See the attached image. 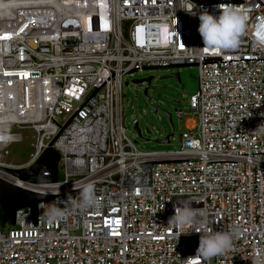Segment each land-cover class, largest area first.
Wrapping results in <instances>:
<instances>
[{"label":"built area","instance_id":"2783aa9c","mask_svg":"<svg viewBox=\"0 0 264 264\" xmlns=\"http://www.w3.org/2000/svg\"><path fill=\"white\" fill-rule=\"evenodd\" d=\"M222 3L244 17L238 47L204 53L199 14ZM172 66L198 67L176 112L179 148L139 150L123 126V76ZM13 129L33 137L22 163L7 159L24 139ZM50 143L56 181L11 171ZM0 178L53 196L2 221L0 264H184L215 232L232 249L203 264H264V0H0ZM185 200L203 211L175 231Z\"/></svg>","mask_w":264,"mask_h":264},{"label":"rangeland","instance_id":"374dc122","mask_svg":"<svg viewBox=\"0 0 264 264\" xmlns=\"http://www.w3.org/2000/svg\"><path fill=\"white\" fill-rule=\"evenodd\" d=\"M178 73L179 79L171 74ZM151 76L150 82L134 83V79ZM198 88V67L181 66L171 68H153L134 71L132 75L123 76L122 116L126 135L136 140V147L142 151H170L179 148L182 119L177 117L178 110H187L189 96ZM153 106H157L155 110ZM169 113L170 117L165 113ZM140 135L134 128V122ZM24 136L23 141L13 143L8 148L7 159L14 163L25 162L33 147L30 131L13 129ZM169 136V142L163 140ZM59 178L61 170L59 169ZM31 180H34L31 177ZM1 216V211H0Z\"/></svg>","mask_w":264,"mask_h":264},{"label":"clouds","instance_id":"9594fccd","mask_svg":"<svg viewBox=\"0 0 264 264\" xmlns=\"http://www.w3.org/2000/svg\"><path fill=\"white\" fill-rule=\"evenodd\" d=\"M216 7L220 10L218 16H214L207 11L199 14L198 33L202 38L203 47L200 48L204 53L221 52L224 50L235 49L239 44V37L244 30L245 20L238 6L229 4H219ZM187 13L195 15L189 5L187 8L181 7ZM84 206L95 203L94 188L89 186L82 193ZM191 200L181 201V206L174 205V215L169 218L168 224L174 226L178 231L180 227H188L200 217L201 208L191 207ZM189 231L180 232L187 234ZM201 233V232H199ZM232 249V236L229 233L215 232L202 234L196 255L184 260V264H191L192 261L203 262L214 257L223 255Z\"/></svg>","mask_w":264,"mask_h":264},{"label":"water","instance_id":"95a60500","mask_svg":"<svg viewBox=\"0 0 264 264\" xmlns=\"http://www.w3.org/2000/svg\"><path fill=\"white\" fill-rule=\"evenodd\" d=\"M204 1V0H199ZM214 1H224V0H214ZM173 67V66H172ZM159 68V67H149V69ZM171 68V67H170ZM148 69V68H145ZM171 76L179 79L178 73L171 74ZM151 76L142 79H134V83H141L144 81L150 82ZM156 110L157 106H153ZM169 117L170 114L165 112ZM135 130L138 135H140V130L137 125H134ZM169 137H165L163 140H158L159 142L167 143ZM59 159V154L51 147H49L39 156V158L30 166L28 170L21 173L19 170H11L14 174L18 175L21 179L27 180L31 177H35L38 182H54L57 180V162ZM43 171H49V175H43ZM53 196L39 194L37 192L25 189L15 183L7 182L0 178V211L2 221L10 219L11 222L14 220L15 211L19 208L25 206H31L35 212L36 205L41 200H50Z\"/></svg>","mask_w":264,"mask_h":264},{"label":"bare ground","instance_id":"6f19581e","mask_svg":"<svg viewBox=\"0 0 264 264\" xmlns=\"http://www.w3.org/2000/svg\"><path fill=\"white\" fill-rule=\"evenodd\" d=\"M16 184H18V185H25L24 183H22V182H20V181H16Z\"/></svg>","mask_w":264,"mask_h":264},{"label":"trees","instance_id":"16d2710c","mask_svg":"<svg viewBox=\"0 0 264 264\" xmlns=\"http://www.w3.org/2000/svg\"><path fill=\"white\" fill-rule=\"evenodd\" d=\"M0 224L4 226V222H2V217L0 216Z\"/></svg>","mask_w":264,"mask_h":264}]
</instances>
